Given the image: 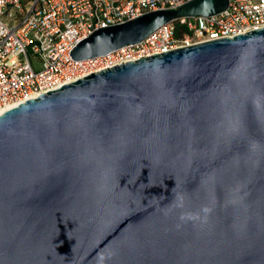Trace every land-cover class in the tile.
I'll return each mask as SVG.
<instances>
[{
  "label": "water",
  "instance_id": "1",
  "mask_svg": "<svg viewBox=\"0 0 264 264\" xmlns=\"http://www.w3.org/2000/svg\"><path fill=\"white\" fill-rule=\"evenodd\" d=\"M227 7L151 12L72 56H106ZM0 264H264V28L1 112Z\"/></svg>",
  "mask_w": 264,
  "mask_h": 264
},
{
  "label": "built area",
  "instance_id": "2",
  "mask_svg": "<svg viewBox=\"0 0 264 264\" xmlns=\"http://www.w3.org/2000/svg\"><path fill=\"white\" fill-rule=\"evenodd\" d=\"M191 1L0 0V113L116 65L264 28V0H228L218 14L173 20L141 43L106 56H72L101 29ZM32 58L40 60L39 67Z\"/></svg>",
  "mask_w": 264,
  "mask_h": 264
},
{
  "label": "rangeland",
  "instance_id": "3",
  "mask_svg": "<svg viewBox=\"0 0 264 264\" xmlns=\"http://www.w3.org/2000/svg\"><path fill=\"white\" fill-rule=\"evenodd\" d=\"M32 62L34 63V65H36V67L40 66V60L38 58H32Z\"/></svg>",
  "mask_w": 264,
  "mask_h": 264
},
{
  "label": "bare ground",
  "instance_id": "4",
  "mask_svg": "<svg viewBox=\"0 0 264 264\" xmlns=\"http://www.w3.org/2000/svg\"><path fill=\"white\" fill-rule=\"evenodd\" d=\"M1 114V113H0Z\"/></svg>",
  "mask_w": 264,
  "mask_h": 264
}]
</instances>
